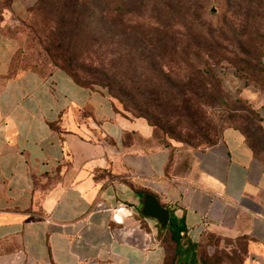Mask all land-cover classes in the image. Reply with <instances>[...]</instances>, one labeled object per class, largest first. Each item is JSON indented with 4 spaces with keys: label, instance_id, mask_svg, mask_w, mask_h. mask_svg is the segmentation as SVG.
<instances>
[{
    "label": "crops",
    "instance_id": "obj_1",
    "mask_svg": "<svg viewBox=\"0 0 264 264\" xmlns=\"http://www.w3.org/2000/svg\"><path fill=\"white\" fill-rule=\"evenodd\" d=\"M26 0H11L19 13ZM0 8V264H162L140 219L156 196L190 241L243 238L244 264H264V165L234 128L194 149L152 142L120 118L101 87L66 71H14L17 41ZM264 130V100L246 91ZM144 193V194H145Z\"/></svg>",
    "mask_w": 264,
    "mask_h": 264
},
{
    "label": "rangeland",
    "instance_id": "obj_2",
    "mask_svg": "<svg viewBox=\"0 0 264 264\" xmlns=\"http://www.w3.org/2000/svg\"><path fill=\"white\" fill-rule=\"evenodd\" d=\"M137 1L140 12L128 13L125 0H105L104 15L97 0H26L20 13L12 11L11 0H0V8L6 9L2 31L17 41L13 70H70L81 83L103 88L120 118L145 121L139 117L143 115L157 123L154 132L151 128L154 145L191 147L172 138L161 110L145 105L158 84L171 82L156 66L172 70L173 78L188 69L212 66L224 93L243 98L244 106L250 103L253 109L246 91L264 100V77L258 72L264 66V0H199L204 9L199 30L205 39L180 22L179 33L166 32L160 11L167 0ZM242 67L249 69L242 73ZM225 115L217 109L216 123L223 124ZM157 225L144 223L142 228L157 233ZM203 244L201 263L206 257V264H244L241 238L213 234Z\"/></svg>",
    "mask_w": 264,
    "mask_h": 264
},
{
    "label": "trees",
    "instance_id": "obj_3",
    "mask_svg": "<svg viewBox=\"0 0 264 264\" xmlns=\"http://www.w3.org/2000/svg\"><path fill=\"white\" fill-rule=\"evenodd\" d=\"M97 3V8L106 15L105 0H97ZM124 4H126L128 13H139L142 7L137 0H125ZM203 11L199 0H167L162 6L160 15L167 33H179L177 24L180 22L186 29L194 32L199 39H205L199 30V27L203 25L201 22ZM216 11L215 8V11L211 12L215 13ZM165 54L173 56L175 51L171 54L165 52ZM173 60L170 58L168 61L173 62ZM259 67L261 68L258 72L264 77V66ZM156 68L163 76L165 73V78L171 82L158 84L156 95L145 97V105H151L153 111H157V109L162 111L163 124L170 127L169 133L172 138L191 145L190 148L203 149L217 144L225 129L234 128L241 133L253 156L264 165V159L261 157V152H264V130L260 116L250 103H248L249 106H244L243 98L230 96L223 92L220 79L212 66L188 69L180 77L174 75L175 78L172 77V70L165 71L161 66H156ZM247 69L249 67H242V73H245ZM62 70L66 71L79 84L85 85L70 70L69 72L65 69ZM111 99L113 109L116 111L113 98L111 97ZM217 109L226 112L223 124L216 123L214 113ZM145 111H148L147 108ZM159 111L157 112L159 113ZM240 111H244L243 114ZM139 117L145 119L153 132L158 127L157 123L149 121L147 117L143 115H139ZM182 127H186V129ZM144 193H139L140 199ZM139 217L140 219L144 218L141 214ZM213 234L218 235L206 232L198 242H193L188 239L187 230L182 221L170 217L165 227L158 224L155 237L165 250L162 264H166L169 257L172 258L170 264H206V257L203 256L204 262H199L201 260L199 253L204 245L203 239Z\"/></svg>",
    "mask_w": 264,
    "mask_h": 264
},
{
    "label": "water",
    "instance_id": "obj_4",
    "mask_svg": "<svg viewBox=\"0 0 264 264\" xmlns=\"http://www.w3.org/2000/svg\"><path fill=\"white\" fill-rule=\"evenodd\" d=\"M215 11V8H211ZM141 215L156 221L161 227H165L169 220V211L159 203V200L150 193L143 194Z\"/></svg>",
    "mask_w": 264,
    "mask_h": 264
}]
</instances>
